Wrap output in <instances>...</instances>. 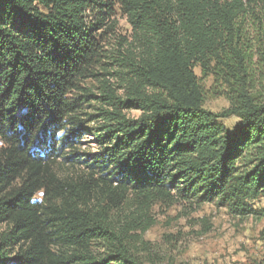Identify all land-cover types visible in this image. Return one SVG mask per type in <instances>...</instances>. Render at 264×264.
<instances>
[{"label": "trees", "instance_id": "1", "mask_svg": "<svg viewBox=\"0 0 264 264\" xmlns=\"http://www.w3.org/2000/svg\"><path fill=\"white\" fill-rule=\"evenodd\" d=\"M197 67L229 108L205 107ZM256 70L264 0H0V264L153 263L162 202L264 218Z\"/></svg>", "mask_w": 264, "mask_h": 264}, {"label": "rangeland", "instance_id": "2", "mask_svg": "<svg viewBox=\"0 0 264 264\" xmlns=\"http://www.w3.org/2000/svg\"><path fill=\"white\" fill-rule=\"evenodd\" d=\"M117 18V33L130 38L132 29L127 18L121 13ZM117 39L110 38L112 45L117 46ZM252 47V66L255 64L254 68H257L261 66L259 54L255 43ZM256 71L260 86L264 78L258 76L260 70ZM196 73L204 87L205 107L214 112L229 108V101L219 94L218 89L222 87L215 85L214 76L202 72L199 67ZM128 113L131 117L141 115L140 110ZM221 121L226 129L231 130L238 119L231 116ZM85 142V147L97 148L94 135L86 136ZM254 206L264 207V199L255 201ZM152 217L154 224L142 234L148 247L146 255L153 260L149 264H248L264 255V248L258 240L260 230L264 229V218H241L216 203L197 206L182 200L157 204L152 209Z\"/></svg>", "mask_w": 264, "mask_h": 264}]
</instances>
